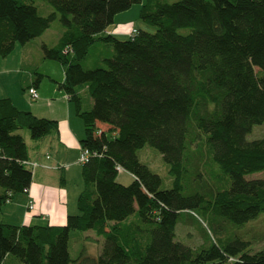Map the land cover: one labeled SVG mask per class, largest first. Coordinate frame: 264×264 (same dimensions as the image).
<instances>
[{
  "label": "trees",
  "instance_id": "16d2710c",
  "mask_svg": "<svg viewBox=\"0 0 264 264\" xmlns=\"http://www.w3.org/2000/svg\"><path fill=\"white\" fill-rule=\"evenodd\" d=\"M0 0V56L40 37L56 19L64 31L43 58L61 63L60 88L84 123V189L77 213L63 226L0 223V264H264V251L248 252L236 236L214 237L223 223L242 225L264 213V138L247 141L264 123V0ZM141 5L139 19L155 27L119 40L100 36L116 15ZM187 29L186 33L180 32ZM109 48L104 67H87L90 48ZM73 58L69 59V55ZM259 71L256 72L255 69ZM33 85L43 75L35 73ZM93 101L82 111L77 87ZM56 120L17 109L0 98V207L29 188L25 165L32 141L58 132ZM149 145L168 166L172 188L140 162ZM133 177L117 181L120 171ZM185 216L205 222V242L176 240ZM103 239L100 254L72 259V231Z\"/></svg>",
  "mask_w": 264,
  "mask_h": 264
},
{
  "label": "crops",
  "instance_id": "0c3cea01",
  "mask_svg": "<svg viewBox=\"0 0 264 264\" xmlns=\"http://www.w3.org/2000/svg\"><path fill=\"white\" fill-rule=\"evenodd\" d=\"M140 8L141 5L138 6L135 13L139 12ZM124 15L125 16L116 15L114 24L97 37L111 35L119 40H127L130 37L131 31L136 28L131 27L134 21L130 19V17H127L126 14ZM50 27L41 35L42 37L47 33ZM63 31L64 29L59 32L57 39L52 45L45 41L41 42L39 46V58L36 61H34L31 56L32 49L29 46L31 41L21 46L22 55L20 64L17 63V67H15V70H17L15 74H21V71H19L20 69L18 70V66L19 68L26 67L29 70L28 74H22L21 81L23 84L22 86H24L23 89L33 85L35 73L43 75L44 78L51 77L53 78L51 80L56 84L58 83V86L55 83L52 84V89L48 90L45 86L46 78H42L40 84L36 86L39 94L38 100H41L44 104L49 103L46 104L48 105L47 108H42V106L41 108L37 106L35 109L25 107L26 105L19 103V101H17V96L10 93V91L7 90L8 88H5L2 80H0V98L11 99L13 105L21 111H30L37 117L56 120L59 127L56 134L48 135L40 141L27 142L25 140L28 148V161L32 164L30 169L33 171V180L29 187L28 195L24 193L17 194L5 205L0 207V223L3 224L15 226H63L69 214H76L73 212L74 209L77 210V198L84 189V182L81 174L82 166L78 163L81 152L80 141L84 138V130L80 122L74 119L71 108L72 103L67 98L64 90L59 87L60 84L64 82V79L60 81L61 79H56L51 73H47L46 71H41L40 73L38 69L39 62L44 59L41 51L42 45L46 44L49 47L54 46L61 37ZM98 44L101 43H97L96 45ZM102 60V57L98 59V61ZM54 62L57 63V61ZM92 65L87 64V67L91 68ZM11 67L12 66L8 67L6 71H9ZM13 68L14 65L12 69ZM4 72L5 70L2 71V73ZM82 91L83 93L87 92V86ZM77 93L81 96L79 87H77ZM92 104L93 101L91 99V101L89 100L87 109L84 111H89ZM73 183L75 184V188L70 191L69 186ZM29 199L34 201V209L31 211L28 210ZM3 264H19V262L13 259L12 256H7Z\"/></svg>",
  "mask_w": 264,
  "mask_h": 264
},
{
  "label": "rangeland",
  "instance_id": "374dc122",
  "mask_svg": "<svg viewBox=\"0 0 264 264\" xmlns=\"http://www.w3.org/2000/svg\"><path fill=\"white\" fill-rule=\"evenodd\" d=\"M168 1L175 2L178 0H168ZM33 4L37 8L40 15L46 16L52 11L51 6L44 0H33ZM138 6L139 5H133L131 7L132 9L130 8L127 11L119 13L118 16H125L124 14H126L127 17H130V19L134 21L133 22L134 24L131 26L132 28L135 27L137 30L144 29L150 32H154L155 27L143 23L139 19V12L135 13V10H137ZM62 29H64L63 25L59 22L58 19H56L51 23L50 29L47 31V33H45L43 37L40 36L31 40L29 46L32 49L31 56L34 61H36L39 58V46L41 45V42L45 41L46 43L52 45L54 41L57 39L59 32ZM187 31H188L187 29L180 30V32L182 33H186ZM20 48H22L21 45H17L16 48L12 51V53L7 57L3 58L0 56V72H1L0 80H2L3 84L5 85V88H8L7 90L10 91V93L17 96V101H19V103L21 104L23 103V105H26L25 107L35 109V107L37 106H40V108L42 106V108H47L48 105L46 104L49 103L44 104L41 100H36V101L31 100L28 95L27 88L23 89L24 86H22L23 84L21 81L22 74L23 73L25 75L28 74L29 70L26 67L19 68L18 66V70L20 69L19 71H21V74H15L16 73L15 71H17L15 70L16 69L15 67H17V63L20 64L21 55H22ZM90 49H91L90 55L86 61L87 64L89 65L93 64L91 67H104L105 64L103 62H98V59L100 57L102 58L109 57V48L107 46H104V44L102 45L98 44L95 45L94 47H91ZM72 58L73 56L70 54L69 59ZM13 65L14 68L12 69ZM10 66H12L11 69L9 71H6V69ZM38 69L40 73L41 71H46L47 73H51V75H53L56 79H61L60 81H63V79H65L64 67L59 62L55 63L53 60L48 61L47 59H43V61L39 62ZM4 70L5 72L2 73V71ZM255 70L256 72L259 71L257 68ZM45 78H44L45 86L48 90H51L52 84H54L55 82L51 80L53 79L51 77H45ZM56 85L58 86V83ZM78 87L81 93L80 98L82 99L81 107L84 111L87 109L89 105V100L91 101V97L88 91L83 93L82 90L86 88L85 85H80ZM71 108L74 119L80 122L81 127L84 130V123L77 116L76 109L73 103L71 104ZM18 133H20L27 142H36L30 139L28 130L23 129L20 130ZM262 138H264V123L261 125L254 126L251 132L247 135L246 140L253 141ZM137 156L141 163L147 165L152 172L159 175L162 182L161 189L172 188V177L168 174V166L164 162L163 157L158 150H156L155 148L149 145H146L137 152ZM246 178L248 179L264 178V171L253 173L247 176ZM117 181L129 185L133 180L129 173L125 171H120L117 177ZM73 188H75L74 183L69 186V190L72 191ZM73 213H77V210L74 209ZM221 226L222 229L220 233L218 235L213 234L214 237L218 236L220 238H225L229 235L236 236L250 243L248 252L255 253L257 251H264V213L259 215L257 219L251 220L242 225H232L228 223H223ZM204 229L206 230V224L204 221L196 218L194 219V217L192 218L189 216H185L180 220V222L176 226V240L191 248H198L202 246L205 242ZM102 245H103V239L98 238L92 230L86 232L72 231L69 241L70 257L72 259H75L81 251H85L88 255L91 256H97L100 254ZM12 258L18 261V259H16L15 257ZM18 262L19 264H23L20 261Z\"/></svg>",
  "mask_w": 264,
  "mask_h": 264
},
{
  "label": "built area",
  "instance_id": "2783aa9c",
  "mask_svg": "<svg viewBox=\"0 0 264 264\" xmlns=\"http://www.w3.org/2000/svg\"><path fill=\"white\" fill-rule=\"evenodd\" d=\"M135 34H137V30L133 29L131 31L130 37H134ZM27 91H28V95H29L31 100L36 101V100L39 99V94H38L37 88L34 85L29 86L27 88ZM91 155H93V154L89 150L81 149V154H80L78 163L81 164V165L87 163L89 161ZM25 165L27 167L31 168L30 166L32 164L29 161H26ZM22 193L28 195L29 194V188H25ZM33 209H34V201L32 199H29L28 200V210L31 211Z\"/></svg>",
  "mask_w": 264,
  "mask_h": 264
}]
</instances>
